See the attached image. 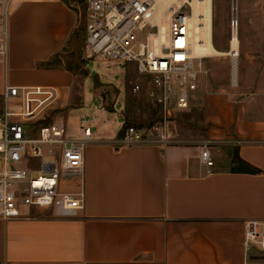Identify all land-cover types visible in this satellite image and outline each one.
I'll return each mask as SVG.
<instances>
[{
    "label": "crops",
    "instance_id": "crops-1",
    "mask_svg": "<svg viewBox=\"0 0 264 264\" xmlns=\"http://www.w3.org/2000/svg\"><path fill=\"white\" fill-rule=\"evenodd\" d=\"M72 1L0 0V99L4 82L54 86L63 98L80 78V102L66 117L85 98L98 100L83 147L81 208L0 218V264H264V250L242 244L244 220H264V86L240 97L199 84L188 99L200 105L199 137L168 129L167 144L120 145L118 88L90 74L83 0ZM102 84L115 94L102 93ZM202 143L208 168L197 158Z\"/></svg>",
    "mask_w": 264,
    "mask_h": 264
},
{
    "label": "built area",
    "instance_id": "built-area-1",
    "mask_svg": "<svg viewBox=\"0 0 264 264\" xmlns=\"http://www.w3.org/2000/svg\"><path fill=\"white\" fill-rule=\"evenodd\" d=\"M155 2L83 0L85 36L81 53L87 60L134 63L139 73L150 76L151 84L157 89L155 100L165 113L171 106L166 105L167 100L173 94L174 107H187L191 93L207 69L201 64V56L188 53L189 3L183 0L170 12L164 42L156 39ZM231 24L230 19V27ZM4 51L2 41L0 52ZM137 88L138 83L131 85L132 91ZM59 98L54 86L3 84L0 218L71 216L82 206L83 147L91 138L90 124L83 114L76 113L74 122L78 132L69 134L65 118L43 120L44 111ZM173 140L165 118L146 125H126L118 138L120 145L150 142L161 146ZM241 141L234 139L236 143ZM205 145L201 144L197 158L208 168L212 156ZM65 181L71 182L72 187L65 189ZM22 207L35 212L24 214ZM242 244L244 249L254 246L264 250V220H244Z\"/></svg>",
    "mask_w": 264,
    "mask_h": 264
},
{
    "label": "rangeland",
    "instance_id": "rangeland-1",
    "mask_svg": "<svg viewBox=\"0 0 264 264\" xmlns=\"http://www.w3.org/2000/svg\"><path fill=\"white\" fill-rule=\"evenodd\" d=\"M74 1L79 4V7L82 6V0L72 2L75 3ZM231 1L212 0V41L215 48L222 51L228 49L230 38V19L233 18ZM235 9L239 41L238 53L234 57L235 80L231 82L232 59L229 55L201 56V64L207 69V74L200 78L199 86L204 91L223 89L228 93L247 97L264 86V0H237ZM0 56L2 57V54ZM84 61H87V66L92 70L90 74H98L97 77L101 80L115 84L118 88L114 108L121 105L118 111L124 117L121 131L126 125H146L165 118L170 134H179L189 138L199 137L202 134L198 101L185 108H175L170 106L173 102V94L167 100L166 105L170 107L164 113L162 105L155 100L157 89L151 84L149 75L145 76L148 90L142 94L144 80L141 73L136 70L134 63L96 61L85 58ZM133 83H138L135 91L131 90ZM99 89L109 96L116 92V88L110 87L109 84H102ZM80 91L79 78L74 80L68 94H65L63 98L60 97L57 103L44 111L43 120H50L55 116L66 118L67 133L76 134L78 131L75 128V117L73 116L80 112L87 120H90V109L98 102L95 97L85 98L83 104L66 117L69 108L80 102L78 98ZM119 118L117 116V121Z\"/></svg>",
    "mask_w": 264,
    "mask_h": 264
},
{
    "label": "bare ground",
    "instance_id": "bare-ground-1",
    "mask_svg": "<svg viewBox=\"0 0 264 264\" xmlns=\"http://www.w3.org/2000/svg\"><path fill=\"white\" fill-rule=\"evenodd\" d=\"M183 0H156L154 22L157 24V41L165 42V30L167 20L173 8ZM190 5V14L188 16V53L190 56H210L227 54L232 59L231 82L235 80V59L238 53V36L236 4L237 0L231 1L232 24L228 49L226 51L215 48L212 41V0H186ZM235 22V23H234Z\"/></svg>",
    "mask_w": 264,
    "mask_h": 264
},
{
    "label": "trees",
    "instance_id": "trees-1",
    "mask_svg": "<svg viewBox=\"0 0 264 264\" xmlns=\"http://www.w3.org/2000/svg\"><path fill=\"white\" fill-rule=\"evenodd\" d=\"M52 60H53V58L52 59L45 60V61H42L39 64L42 65V66L43 65L44 66H47V65H50L52 63Z\"/></svg>",
    "mask_w": 264,
    "mask_h": 264
}]
</instances>
